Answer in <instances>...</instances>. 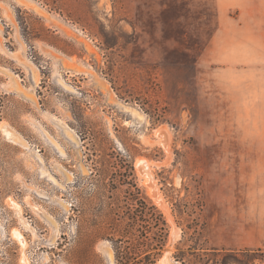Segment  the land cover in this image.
I'll return each mask as SVG.
<instances>
[{"label": "rangeland", "instance_id": "374dc122", "mask_svg": "<svg viewBox=\"0 0 264 264\" xmlns=\"http://www.w3.org/2000/svg\"><path fill=\"white\" fill-rule=\"evenodd\" d=\"M25 1L0 0V264H264V73L216 0Z\"/></svg>", "mask_w": 264, "mask_h": 264}, {"label": "crops", "instance_id": "0c3cea01", "mask_svg": "<svg viewBox=\"0 0 264 264\" xmlns=\"http://www.w3.org/2000/svg\"><path fill=\"white\" fill-rule=\"evenodd\" d=\"M219 20V35L238 41L233 56L236 64H244L251 57L255 71L264 73V0H216ZM251 41V48L243 47L242 41ZM246 64V63H245ZM264 77V76H263ZM262 98V99H261ZM264 104V96L251 103ZM264 110V108L262 109ZM263 112H253L254 118H264ZM264 217V212L260 213ZM260 218L256 227H251V249H264V227Z\"/></svg>", "mask_w": 264, "mask_h": 264}, {"label": "bare ground", "instance_id": "6f19581e", "mask_svg": "<svg viewBox=\"0 0 264 264\" xmlns=\"http://www.w3.org/2000/svg\"><path fill=\"white\" fill-rule=\"evenodd\" d=\"M22 2L26 3L27 5H29L30 7L34 8L35 10H37L38 12L42 13L41 8H39L38 6H36L34 3H30L27 2L25 0H22ZM21 2V4H23ZM28 7V6H27ZM80 71V70H79ZM20 89V88H19ZM21 90V89H20ZM5 134L7 135V137L11 140H13L14 142L17 143H21L23 145H25L26 143H24L25 141H23L18 135H16L15 133L11 132L9 129H4ZM143 162H139L138 163V167L140 168V170L142 171L141 173L143 174V178H144V184L148 187V193L151 195V198H153L156 203L162 207L163 209H165V202H163V200L160 198V194L158 193V191L156 190V186L152 183L151 179L149 178V174H145L147 173V167H146V163L143 164ZM149 169V168H148ZM150 173V172H149ZM151 174V173H150ZM156 182V181H155ZM167 208V206H166ZM168 211V210H167ZM170 215V214H169ZM13 237L19 242V244L22 246L23 249H26L28 246L27 243V239L22 235L21 231L15 230L13 232ZM27 251V250H26ZM23 252V251H22ZM28 261V260H27ZM23 264H27V262L25 261Z\"/></svg>", "mask_w": 264, "mask_h": 264}, {"label": "trees", "instance_id": "16d2710c", "mask_svg": "<svg viewBox=\"0 0 264 264\" xmlns=\"http://www.w3.org/2000/svg\"><path fill=\"white\" fill-rule=\"evenodd\" d=\"M144 206H142V218H146L149 214L155 216L154 227L158 228L159 233L165 230V221L163 220L162 214H160L154 206H149L146 202L145 197H143ZM154 211V212H153ZM161 238V235H160Z\"/></svg>", "mask_w": 264, "mask_h": 264}, {"label": "water", "instance_id": "95a60500", "mask_svg": "<svg viewBox=\"0 0 264 264\" xmlns=\"http://www.w3.org/2000/svg\"><path fill=\"white\" fill-rule=\"evenodd\" d=\"M143 164H144V163H143ZM143 164H142V165H143Z\"/></svg>", "mask_w": 264, "mask_h": 264}]
</instances>
